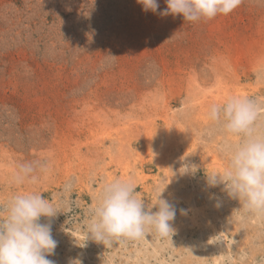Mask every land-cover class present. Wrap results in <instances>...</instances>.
<instances>
[{
  "label": "rangeland",
  "instance_id": "obj_1",
  "mask_svg": "<svg viewBox=\"0 0 264 264\" xmlns=\"http://www.w3.org/2000/svg\"><path fill=\"white\" fill-rule=\"evenodd\" d=\"M158 3L154 14L137 0H0V206L34 191L59 208L56 264H264V216L207 183L227 165L210 106L264 104V0L194 23ZM23 164L36 183H15ZM115 178L149 207L166 187L173 237L87 238Z\"/></svg>",
  "mask_w": 264,
  "mask_h": 264
},
{
  "label": "clouds",
  "instance_id": "obj_2",
  "mask_svg": "<svg viewBox=\"0 0 264 264\" xmlns=\"http://www.w3.org/2000/svg\"><path fill=\"white\" fill-rule=\"evenodd\" d=\"M144 12L157 13L158 0H137ZM167 8L159 15H182L184 21L211 20L229 15L242 0H165ZM209 120L223 133L219 146L227 165L223 172L207 174V183L240 204L234 211L264 216V104L231 96L222 105L213 104ZM238 138L233 141L232 138ZM31 164L19 167L15 183H36ZM166 187L150 207L138 195L131 180L115 178L106 182L91 209L87 238L108 243L110 238L137 239L147 232L164 238L174 235V205L163 198ZM155 209V211H153ZM0 264H56L48 257L55 254L58 242L52 235V218L59 208L38 192H16L0 206ZM48 218L42 223L41 218ZM82 264L75 259L70 264Z\"/></svg>",
  "mask_w": 264,
  "mask_h": 264
},
{
  "label": "bare ground",
  "instance_id": "obj_3",
  "mask_svg": "<svg viewBox=\"0 0 264 264\" xmlns=\"http://www.w3.org/2000/svg\"><path fill=\"white\" fill-rule=\"evenodd\" d=\"M258 217H259V216H258ZM195 223H197V222H195ZM219 229H220V228H219ZM221 234H222V233H221ZM224 235H225V233H224ZM142 237H144V236H142ZM149 237H150V236H149ZM221 237H222V236H221ZM150 238H151V240H152V237H150ZM214 239L216 240V238H214ZM220 239H221V238H220ZM140 240H141V239H140ZM140 240H139V241H140ZM153 240H154V239H153ZM221 240H222V239H221ZM147 241H148V240H147ZM200 241H201V240H200ZM218 241H219V240H218ZM222 241H223V240H222ZM156 242H157V241H156ZM209 242H210V240H209ZM211 242H212V241H211ZM216 242H217V241H216ZM214 243H215V242H214ZM217 243H218V242H217ZM224 243H225V242H224ZM150 244H151V243H150ZM150 244H149V245H150ZM155 244H156V243H155ZM202 244H203V243H202ZM204 244H205V243H204ZM207 244H208V243H207ZM212 244H213V243H212ZM157 245H158V244H157ZM213 245H214V244H213ZM213 245H212V246H213ZM216 245H217V244H215V246H216ZM142 246H143V245H142ZM203 246H204V245H203ZM207 246H208V245H207ZM210 246H211V245H210ZM219 246H220V245H219ZM153 247H154V246H153ZM222 247H223V244H222V246H221V249L223 250ZM159 248H160V247H159ZM203 248L206 249L205 246H204ZM209 248H211V247H209ZM228 248H229V247H228ZM145 249H146V248H145ZM147 249H148V248H147ZM147 249H146V250H147ZM214 249H215V247H214ZM216 249H218V250L220 251L219 248H216ZM216 249H215V250H216ZM225 249H226V248H225ZM208 250H209V249H208ZM142 251H143V250H142ZM152 251H153V250H152ZM224 251H225V250H224ZM154 252H155V251H154ZM154 252H153V254H154ZM212 252H213V251H212ZM217 252H218V251H217ZM217 252H216V253H217ZM208 253H209V252H208ZM208 253H207V254H208ZM219 253H220V252H219ZM143 254H144V253H143ZM150 254H151V253H150ZM213 254H214V253H213ZM231 254H232V253H231ZM136 255H137V254H136ZM151 256H152V255H151ZM155 256H156V254H155ZM221 256H222V255H221ZM149 257H150V256H149ZM158 257H159V255H158ZM218 257H219V256H218ZM233 257H234V256H233ZM152 258H153V257H152ZM210 259H211V258H210ZM222 259H224V258H221V260H222ZM225 259H226V256H225ZM158 260H159V259H158ZM203 260H204V259H203ZM213 260H214V259H213ZM216 260H217V259H216ZM226 260L228 261V259H226ZM233 260H234V259H233ZM133 261H134V260H133ZM217 261H220V260H217ZM222 261H224V263H225V260H222ZM130 262H131V261H130ZM139 262H140V261H139ZM168 262H169V261H168ZM214 262H215V261H214ZM220 262H221V261H220ZM220 262H219V263H220ZM229 262H231V261H229ZM175 263H177V262H175ZM175 263H172V264H175ZM203 263H204V262H203ZM209 263H211V262H209ZM132 264H133V263H132ZM140 264H141V263H140ZM178 264H179V263H178ZM197 264H198V263H197ZM205 264H206V263H205ZM212 264H213V263H212Z\"/></svg>",
  "mask_w": 264,
  "mask_h": 264
}]
</instances>
